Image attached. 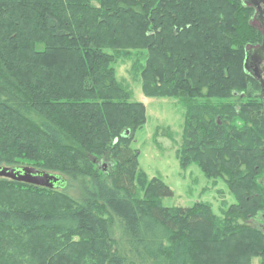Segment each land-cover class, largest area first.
Listing matches in <instances>:
<instances>
[{"label":"trees","instance_id":"1","mask_svg":"<svg viewBox=\"0 0 264 264\" xmlns=\"http://www.w3.org/2000/svg\"><path fill=\"white\" fill-rule=\"evenodd\" d=\"M253 13L247 0H0V163L26 160L81 188L0 176L57 196L53 207L0 201V264H133L114 217L157 264H264V105L244 68L262 41ZM131 56L144 94L184 106L179 164L228 185L235 202L220 214L202 200L164 205L173 191L157 176L140 192L129 140L146 106L116 77Z\"/></svg>","mask_w":264,"mask_h":264},{"label":"rangeland","instance_id":"2","mask_svg":"<svg viewBox=\"0 0 264 264\" xmlns=\"http://www.w3.org/2000/svg\"><path fill=\"white\" fill-rule=\"evenodd\" d=\"M252 20L253 24L258 27L259 20L255 11ZM36 46L40 48L42 43L38 42ZM251 48L246 54L251 51ZM132 59L133 56L118 60L116 77L118 80L127 82L132 89L131 100L142 101L146 106V121L142 127L134 131L133 137L129 140L130 145L139 150L136 169L145 174V177L142 174L136 177L140 192L145 190L151 177L157 176L173 191L172 195L162 198L164 205L189 206L196 200H202L211 204L215 214H220L222 207L235 202V197L228 185L219 177H206L194 162L186 167H181L179 164L176 151L182 140L184 106L177 98L144 94L140 77L138 73L132 70ZM158 126L169 129L173 139L169 140L165 135H160L157 141L155 130ZM17 163L11 165L31 164L26 160ZM99 163L105 164L101 160ZM6 164L0 163V165ZM66 180V185L62 188L74 197L80 195V186L69 178ZM9 188L0 185V201L14 206L27 207L36 203L41 207H53L55 202L53 200L57 198L55 195L38 194L34 190L21 186H15L14 190ZM255 219L262 224L261 227L263 228L264 218L258 215ZM110 235L116 240L120 251L124 253L122 255L125 256V261H132L133 264H157V261L144 253L140 245H130L123 233L122 223L118 217H114L110 225ZM259 260V255L251 257V262L254 264L258 263ZM57 261L59 263L61 258H57Z\"/></svg>","mask_w":264,"mask_h":264},{"label":"water","instance_id":"3","mask_svg":"<svg viewBox=\"0 0 264 264\" xmlns=\"http://www.w3.org/2000/svg\"><path fill=\"white\" fill-rule=\"evenodd\" d=\"M254 8L259 20L258 28L262 41L251 48L245 55L244 68L260 85L261 99L264 105V0H247ZM234 95L243 96L244 92L233 91ZM0 176L45 187L64 186L65 179L56 172L42 169L32 164L0 165ZM264 227V226H263Z\"/></svg>","mask_w":264,"mask_h":264}]
</instances>
